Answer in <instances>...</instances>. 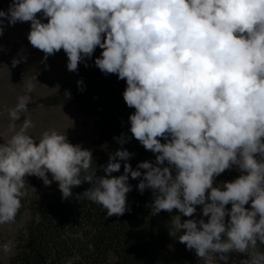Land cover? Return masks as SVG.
Wrapping results in <instances>:
<instances>
[{
  "label": "clouds",
  "instance_id": "9594fccd",
  "mask_svg": "<svg viewBox=\"0 0 264 264\" xmlns=\"http://www.w3.org/2000/svg\"><path fill=\"white\" fill-rule=\"evenodd\" d=\"M18 22H30L27 39L45 61L63 49L70 72L102 49L94 64L126 81L123 99L135 109L130 132L155 160L133 169V154L121 147L98 176L91 150L56 130L37 141L25 120L0 143V225L15 221L26 176L57 182L64 200L90 184L77 198L102 206L107 217L130 211L131 177L141 194L151 190V215L176 209L189 217L174 216L170 235L182 233L179 242L205 264L232 252L248 254L240 264H264L257 250L264 245V0H12L0 10V36ZM28 100L20 97L11 120ZM122 164L123 174L112 175ZM233 166L241 175L214 186ZM197 206L199 219L192 218ZM13 247L0 246L4 253Z\"/></svg>",
  "mask_w": 264,
  "mask_h": 264
},
{
  "label": "trees",
  "instance_id": "16d2710c",
  "mask_svg": "<svg viewBox=\"0 0 264 264\" xmlns=\"http://www.w3.org/2000/svg\"><path fill=\"white\" fill-rule=\"evenodd\" d=\"M12 0H0V10L7 11ZM42 22H47L42 13L37 14ZM99 47L91 58L78 65L74 78L54 93L39 99L43 105L55 106L76 103L87 114L97 116L95 129L97 141L91 148L92 167L97 175H104L103 166L110 154L123 147L133 155L128 163L135 169L143 161H154L155 155L147 151L130 132L129 116L134 108H129L124 99L126 81L118 79L116 74H104L94 64L100 57ZM87 64V67L85 66ZM82 84L78 86V81ZM38 103L31 104L35 106ZM125 136L127 142L122 146L116 137ZM162 142H164L162 140ZM123 174L121 170L114 176ZM241 172L236 166L226 170L215 178L214 186L236 179ZM29 182L39 192L27 193L21 200L22 207L29 209L30 218L18 230L14 240V252L6 264H205L194 250H188L177 236L170 235V225L174 216L184 217L178 210L171 213L161 211L151 215V190L143 194L137 189L139 180L129 177L132 191L127 194L130 211L122 216H106V210L87 200L78 199V195L91 187L83 183L72 189L73 195L62 199L58 183L53 181L45 186L36 176H29ZM231 208V205H227ZM250 208L251 205H246ZM195 219L202 218L201 206H197ZM207 221V217H203ZM229 217H226V221ZM89 245H92L90 250ZM258 251H264V245L258 243ZM226 260L215 254L212 264H240L248 254H224Z\"/></svg>",
  "mask_w": 264,
  "mask_h": 264
},
{
  "label": "rangeland",
  "instance_id": "374dc122",
  "mask_svg": "<svg viewBox=\"0 0 264 264\" xmlns=\"http://www.w3.org/2000/svg\"><path fill=\"white\" fill-rule=\"evenodd\" d=\"M30 27V22H18L5 27L0 36V143L7 142L25 120H30L33 126L28 129V134L37 141L45 130H56L65 133L70 143L91 150L98 136L95 129L97 116L85 113L76 103L48 106L38 102L72 80L76 72L67 70L68 58L63 49L45 61L44 53L34 48L27 39ZM14 59L21 62L13 66ZM29 83L32 85L31 92L26 89ZM24 95H28L29 100L19 113V119L13 121L9 110L15 108ZM34 103L38 104L31 106ZM25 180L27 193L40 191L30 184L29 176ZM29 218V209H24L16 215L13 223L0 225V246L10 241L13 244L18 230ZM13 252L14 248L9 253L0 248V264H6Z\"/></svg>",
  "mask_w": 264,
  "mask_h": 264
}]
</instances>
